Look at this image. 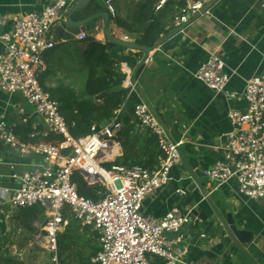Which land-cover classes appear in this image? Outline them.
I'll use <instances>...</instances> for the list:
<instances>
[{
  "label": "crops",
  "instance_id": "1",
  "mask_svg": "<svg viewBox=\"0 0 264 264\" xmlns=\"http://www.w3.org/2000/svg\"><path fill=\"white\" fill-rule=\"evenodd\" d=\"M139 1L113 0L115 17L110 14L105 0H90L76 12L81 18L102 10L109 13L107 24L105 17L95 15L80 32L94 31L95 39L107 43L108 51L119 61L120 70L125 75L120 87L127 89L121 104L122 116L133 117L137 134L152 135L139 124L133 113L134 104L145 100L169 128L172 137L184 139L183 160L173 167L172 180L144 200V211L159 218L173 207L181 209L194 205H187V201L189 197H199L200 188L192 192L188 190L194 181L189 171H205L223 157L225 135L232 126L229 111L246 108L247 103L241 96L246 81L264 73V0H214L212 14L192 17L183 31L172 25L173 19H168L167 32L154 47H150L149 52L117 41L139 43L136 41L139 34L113 20L119 17L130 23ZM50 2L0 0V15L41 11ZM75 3L68 8L65 18ZM160 17L166 19L165 14ZM65 18L53 29L57 44L44 53L47 69L41 79L47 87L64 82L81 89L85 80L84 60L78 56L76 48L85 47L86 38L80 39V32L74 37L62 38L60 25ZM9 28L8 24H0V34ZM149 54L152 59L146 61ZM212 54L224 59L231 74L226 89L237 93L236 97L229 98L223 92H216L194 76ZM128 78L137 80L135 90L125 86ZM19 107L27 111L28 121L22 120L24 115L18 111ZM0 113L15 123L17 133L25 138L32 129L41 130L45 126L34 106L20 93L8 94L0 89ZM56 138L51 135L46 139ZM142 144L139 143L140 147ZM114 145L116 149L110 161L124 154L120 142ZM143 152L146 154L139 159L142 165L151 169L159 166L161 155L151 157L146 146ZM0 157V264H95L92 258L100 249V241L98 231L92 226L83 225L67 211L69 224L58 236L63 238L65 235L63 241L67 245L61 243L66 248H59L58 261L55 262L52 251L44 245L46 209L41 205L17 208L9 200L6 189L18 186V181L10 176L12 172L45 165L43 157L13 150L1 140ZM199 182L203 184V210L208 218L202 220L197 216V225L187 223L181 229L189 250L187 260L193 264H264V201L244 196L235 180L222 186H217L208 177L200 178ZM178 188H185L186 194H179ZM229 215L239 228L253 234L242 247L228 241Z\"/></svg>",
  "mask_w": 264,
  "mask_h": 264
},
{
  "label": "built area",
  "instance_id": "2",
  "mask_svg": "<svg viewBox=\"0 0 264 264\" xmlns=\"http://www.w3.org/2000/svg\"><path fill=\"white\" fill-rule=\"evenodd\" d=\"M77 0H51L41 11L0 15V24L10 28L0 34V89L8 94L20 93L34 106L45 126L32 129L27 137L17 133L16 124L0 113V140L7 147L24 154L40 155L45 165L10 175L18 186L6 189L14 207L41 205L46 209L44 245L58 261L59 232L69 224L67 211L83 225L99 233L100 249L92 258L95 264H193L187 260L188 246L181 229L189 222L188 214L173 207L155 218L144 209L148 194L172 180V169L183 160L184 139L176 140L158 113L145 100L136 102L133 113L139 124L156 137L162 151L159 166L142 164L105 166L115 153L117 135L122 128V106L115 109L105 125L93 124L86 134H74L76 121L68 122L59 102L41 82L47 69L44 53L53 49L57 38L53 29L65 18ZM167 0H159L160 9ZM182 2L172 25L183 31L192 17L211 15L214 0H178ZM110 14L116 16L113 0H105ZM80 39L87 33L81 31ZM152 55L145 59L150 61ZM207 87L228 91L231 74L224 59L212 54L194 73ZM125 86L135 90L137 80L128 78ZM241 96L244 109H231V128L225 135L224 155L205 175L217 186L237 181L239 191L249 199L264 201V73L246 81ZM30 117L23 107L18 110ZM56 140H47L49 136ZM72 148L68 154L63 150ZM2 158L0 157V161ZM79 173L90 184L103 186L98 199L79 192L73 180ZM185 195V188H178Z\"/></svg>",
  "mask_w": 264,
  "mask_h": 264
},
{
  "label": "trees",
  "instance_id": "3",
  "mask_svg": "<svg viewBox=\"0 0 264 264\" xmlns=\"http://www.w3.org/2000/svg\"><path fill=\"white\" fill-rule=\"evenodd\" d=\"M159 0H140L133 14L130 23L119 17L112 18L114 22L125 27L130 32L139 34L136 39L140 44L154 47L161 36L167 32L166 25L168 19H173L179 12L182 2L178 0H167L158 10L156 5ZM178 9V10H177ZM165 14L166 19L160 16ZM85 47L76 48L79 57L83 58L85 80L81 89H76L72 85L59 82L53 87L44 86L50 91L52 96L59 102L60 111L68 122L76 121V127L72 128L74 134H86L93 124H100L109 119L115 109L125 100L127 89L120 87L125 75L120 70L119 61L108 51V44L98 41L94 37V31L87 33ZM77 43H74L76 45ZM43 84V81L41 79ZM45 85V84H44ZM106 91L107 94L101 100L88 99ZM123 127L119 130L117 141L123 147L124 154L114 161L106 162L105 166L111 168L113 165L131 166L142 164L139 162L144 146L149 150V155L162 156L160 145L155 136L138 135L136 123L129 115L121 116ZM143 144L140 147L139 143ZM137 148V151L134 150ZM156 158V157H155ZM160 161L157 160V162ZM73 180L77 183L79 192L87 197L98 199L103 191V186L99 183L90 185L82 175L76 173ZM66 240V236L58 237L59 248H66L61 245Z\"/></svg>",
  "mask_w": 264,
  "mask_h": 264
},
{
  "label": "water",
  "instance_id": "4",
  "mask_svg": "<svg viewBox=\"0 0 264 264\" xmlns=\"http://www.w3.org/2000/svg\"><path fill=\"white\" fill-rule=\"evenodd\" d=\"M90 0H77L74 7L70 9V11L67 14V17L65 18L64 22L60 25V34L61 37L64 39H68L71 37H74L77 33L80 32V30H84L86 24L93 19L95 15L97 16H103L106 19V24L109 21V13L107 11H98L96 14L91 15L86 18H81L80 15L76 12L80 8H84L87 3ZM93 26H95L93 24ZM110 38V37H109ZM119 43L132 47V48H137L144 50L146 52H149L151 50L150 47L146 45H142L140 43L132 42V41H119ZM107 94L106 91L97 94L95 96H89L88 99L91 100H101L103 97H105ZM108 122V120H104L102 122V125H105ZM72 148H67L63 150V154H68L71 151ZM190 177L194 179L192 185L188 188L190 192H192L195 188L199 187L200 188V195L199 197H189L187 201V205H191L194 203L192 207H182L181 210L184 211L185 214H188L189 217V224L195 223L196 225L198 224V221H196V217L198 216L199 219L206 220L208 218V214L205 213L203 210V201L204 199L202 198L203 194V184L199 182L200 178L206 177L204 171L200 170H190ZM228 226L226 227L227 232L229 234L228 241L235 243L238 247H242V245L248 241L251 240L253 237L252 232L239 228L238 225L234 222L232 219L231 215L228 216L227 220Z\"/></svg>",
  "mask_w": 264,
  "mask_h": 264
},
{
  "label": "rangeland",
  "instance_id": "5",
  "mask_svg": "<svg viewBox=\"0 0 264 264\" xmlns=\"http://www.w3.org/2000/svg\"><path fill=\"white\" fill-rule=\"evenodd\" d=\"M159 2V1H158Z\"/></svg>",
  "mask_w": 264,
  "mask_h": 264
}]
</instances>
